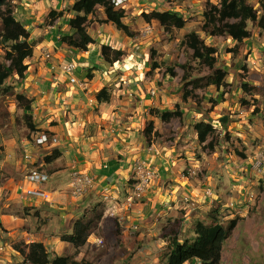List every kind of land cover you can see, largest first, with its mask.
Wrapping results in <instances>:
<instances>
[{"label": "rangeland", "instance_id": "rangeland-1", "mask_svg": "<svg viewBox=\"0 0 264 264\" xmlns=\"http://www.w3.org/2000/svg\"><path fill=\"white\" fill-rule=\"evenodd\" d=\"M75 1L7 0L0 8L8 6L25 26L33 51L24 61V77L11 74L0 86V159L9 161L4 172L19 173L22 180L25 174L27 181L28 171L36 169L50 178L53 170L44 158L64 146L73 164L70 174L79 171L93 180L75 195L70 174L68 181L67 172L55 179L67 184L72 202L88 197L86 208L76 212L91 228L87 246L59 247L60 256L80 264H166L170 242H192L197 223L226 228L235 220L219 264H264V31L247 22L250 37L240 44L213 35L217 23L203 14L218 8L220 0H131L122 20L130 35L106 22L97 6L85 22L95 43L82 52L61 42L74 33L68 21L76 15ZM248 3L263 13L255 0ZM51 10L64 15L49 18ZM152 12H167L185 25L165 29L142 15ZM101 46L123 56L109 65ZM8 48L0 44L5 66ZM220 72L225 76L216 88ZM101 90L107 102L96 100ZM18 95L31 100L30 111ZM199 122L214 129L204 143L194 130ZM41 134L59 141L37 147ZM139 164L153 177L147 190L128 202ZM12 204V211L0 216V264H25L20 251L28 243L22 234L31 231L35 238L49 223L17 227L16 216L28 219L35 211ZM62 211L43 209L53 219L46 232L69 233L70 222L60 224Z\"/></svg>", "mask_w": 264, "mask_h": 264}, {"label": "trees", "instance_id": "trees-1", "mask_svg": "<svg viewBox=\"0 0 264 264\" xmlns=\"http://www.w3.org/2000/svg\"><path fill=\"white\" fill-rule=\"evenodd\" d=\"M249 0H220L219 7H213L212 10L204 12V19L210 23L216 24L212 27L213 35H225L236 44L249 39L250 34L247 30V22L256 24V27L264 31V11L259 15V11L248 3ZM261 10H264V0H255ZM7 3V0H0V8ZM103 9L105 21L114 25V27L124 33L130 35L128 26L123 23L124 11L117 10L111 4V0H76L71 11L76 15L68 21L69 27L74 30L70 36H63L61 42L78 51L85 52L87 47L95 43L91 36L87 33L85 22L87 16L92 14L96 7ZM64 15L63 11L55 12L51 10L48 13L49 18L57 17L61 19ZM145 19H155L167 29L174 27L182 29L185 25L183 19H178L174 15L167 12H152L150 14H142ZM226 19H233L231 23L224 22ZM0 44L9 46L5 50V60L9 61V65L0 63V86L11 75L15 74L19 79L24 77L27 65L24 61L32 57V46L28 43L29 32L25 26L20 23L12 11L6 6L5 10L0 9ZM212 51V50H211ZM100 55L104 62L112 65L118 61L123 52L112 50L108 46H101ZM225 73L220 72L214 78V85L219 88L223 82ZM105 90H101L96 95L99 103L107 102ZM16 100L22 106L24 111H30L31 100H27L24 96H16ZM21 102V103H20ZM23 103V105H22ZM169 113L163 114V117H169ZM27 127L33 130L34 126L31 122L30 115H25ZM197 133L199 143H204L207 135L214 131L210 123L199 122L194 126ZM61 153L55 149L50 155L44 158L46 164L58 159ZM89 221V220H88ZM90 223L85 222L83 218L78 219L69 235H62L60 240L72 245L74 248L82 247L86 244L88 236L91 234ZM236 227V221L231 220L225 228L221 224L215 222L211 226H205L202 223L195 225V237L192 242H179L173 239L170 242V252L166 257V264H185L188 261H197L200 264H219L223 243L227 239L230 232ZM26 251H20L25 264H80L78 261L71 260L68 257L55 256L49 258V253L42 243H30L25 245Z\"/></svg>", "mask_w": 264, "mask_h": 264}, {"label": "crops", "instance_id": "crops-1", "mask_svg": "<svg viewBox=\"0 0 264 264\" xmlns=\"http://www.w3.org/2000/svg\"><path fill=\"white\" fill-rule=\"evenodd\" d=\"M55 138L56 137H54L53 139ZM56 141L59 140L57 139ZM22 147L24 148V146ZM55 149H57L61 153V156L58 159L46 165L47 168H50L51 170H53V172L52 175L51 174L49 175L50 178L48 184L41 185L40 188H38L35 185L33 186L29 184L24 178L25 174L23 176L24 180H22L19 173L16 174V173L4 172L3 167L5 166L6 163H9L8 157L5 156L3 157V159H0V216H2L5 213L9 214V212L12 211L11 210L13 207L12 201H15L17 205L22 204L23 206L31 208L35 211V212L32 211L33 213L32 215L28 216V219H24L23 217L16 216V220H19V224L18 221L16 222L17 227L25 226L27 224H33L34 228H37L36 224H38V227H40L41 220L42 222L47 221L50 225L53 219H51L50 216H44L46 214L43 213V209H47V208L52 209L53 207H57L60 210L65 211L59 213L60 224L62 223L68 224V222H70V225L67 227L69 233H66V234H70L72 231L73 223L79 218H81L80 215L81 212L77 213L76 211L79 209L84 210L86 208L85 203L88 202L89 200L88 197L82 199V202H78V204L76 202H72L71 199H73L74 197L71 196L69 197L68 192H66L67 184L65 183L63 184L61 180H55L57 179L58 175L64 176L65 175L64 173L67 172L68 173V174L66 173L67 177L66 175L65 177H66V181H68V176L71 172L70 168H72L73 165L68 154L64 151L65 149L64 146L62 147L58 146ZM13 163H16L15 160L13 161ZM23 167H26V163L25 165H23ZM99 171L102 173V170ZM102 175L105 176L104 173ZM97 176L98 175H96V177ZM31 191L32 193H30ZM50 196L51 198H49ZM70 206L72 207L71 210H73V214L76 212L75 215H73L72 213H68V211H70ZM8 207L10 208L9 210ZM42 215L45 217V220L42 219L41 217ZM68 215H70V218L68 217ZM105 218H106L105 215L101 217L102 220ZM49 225H42L41 229L39 230V233L37 234V237L35 238L33 237L34 233L29 231L28 233L24 232L21 236V239H24V241L27 242L28 244L42 243L45 249L47 250V252L49 253V258L52 259V257L54 258L55 256L62 255V253L59 252L58 250L59 247L69 248L73 246H67L69 245L68 243L60 240V237L66 234H59L58 236H55L46 232ZM3 227L4 229H6L4 224ZM87 243L88 242H86L83 248L87 246Z\"/></svg>", "mask_w": 264, "mask_h": 264}, {"label": "built area", "instance_id": "built-area-1", "mask_svg": "<svg viewBox=\"0 0 264 264\" xmlns=\"http://www.w3.org/2000/svg\"><path fill=\"white\" fill-rule=\"evenodd\" d=\"M131 0H111V4L117 10H123L126 5ZM49 142L56 143L55 139L50 140L45 134H41L35 139V145L37 147L45 146ZM28 159V156H25ZM261 160L257 161V164H260ZM137 174L136 183L134 190L132 191V196L128 199V202L132 200V197H140L148 188V182L152 180L153 173L151 170L145 168L142 165H138L135 168ZM27 182L30 184H41L47 183L49 177L43 173L39 172L36 169L29 170L26 175ZM70 184L69 187L71 192L75 195H80L85 189L92 187L93 180L87 174H82L79 171L73 172L70 174ZM32 193V191L30 192Z\"/></svg>", "mask_w": 264, "mask_h": 264}]
</instances>
